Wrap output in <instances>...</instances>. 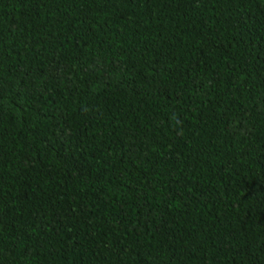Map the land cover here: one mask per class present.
<instances>
[{
	"label": "trees",
	"instance_id": "obj_1",
	"mask_svg": "<svg viewBox=\"0 0 264 264\" xmlns=\"http://www.w3.org/2000/svg\"><path fill=\"white\" fill-rule=\"evenodd\" d=\"M0 264H264V0H0Z\"/></svg>",
	"mask_w": 264,
	"mask_h": 264
}]
</instances>
